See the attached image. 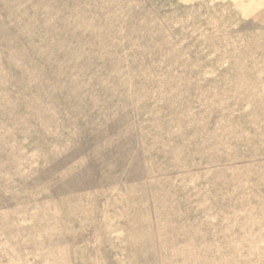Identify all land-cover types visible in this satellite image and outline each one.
Segmentation results:
<instances>
[{
	"label": "rangeland",
	"instance_id": "374dc122",
	"mask_svg": "<svg viewBox=\"0 0 264 264\" xmlns=\"http://www.w3.org/2000/svg\"><path fill=\"white\" fill-rule=\"evenodd\" d=\"M0 264H264V0H0Z\"/></svg>",
	"mask_w": 264,
	"mask_h": 264
}]
</instances>
